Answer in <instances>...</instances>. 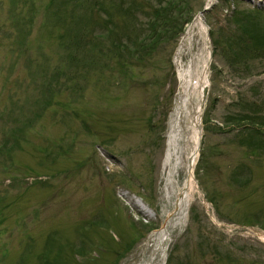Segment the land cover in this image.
I'll return each instance as SVG.
<instances>
[{
    "label": "rangeland",
    "instance_id": "1",
    "mask_svg": "<svg viewBox=\"0 0 264 264\" xmlns=\"http://www.w3.org/2000/svg\"><path fill=\"white\" fill-rule=\"evenodd\" d=\"M96 1L0 0V264L149 255L173 209L162 160L177 51L199 13L211 58L198 191L157 261L264 264V0ZM165 8L180 36L141 60L135 48ZM194 45L204 49L201 35Z\"/></svg>",
    "mask_w": 264,
    "mask_h": 264
},
{
    "label": "bare ground",
    "instance_id": "2",
    "mask_svg": "<svg viewBox=\"0 0 264 264\" xmlns=\"http://www.w3.org/2000/svg\"><path fill=\"white\" fill-rule=\"evenodd\" d=\"M203 18L199 13L189 23L176 55L178 65L182 63L179 72L181 82L176 99L178 105L174 117L170 118L167 146L162 160L164 191L173 209L166 215L162 227L150 236L147 246L149 255L139 264H163L164 261L159 263L157 259L161 257L164 260L171 232L183 223L194 193L198 191L194 168L203 135L201 126L205 105L204 92L210 82L211 58L210 34H207ZM198 35H201L205 46L200 52L194 45V39ZM184 54L188 56V60L180 62L183 61ZM190 86L192 90L188 92ZM181 172L185 174L183 181L179 180Z\"/></svg>",
    "mask_w": 264,
    "mask_h": 264
},
{
    "label": "trees",
    "instance_id": "3",
    "mask_svg": "<svg viewBox=\"0 0 264 264\" xmlns=\"http://www.w3.org/2000/svg\"><path fill=\"white\" fill-rule=\"evenodd\" d=\"M174 1L175 0H171L170 4H172V5L176 4V3H174ZM96 2H99L100 4L102 3L99 0H97ZM165 12H166V8L161 10L160 12L158 11V13H155V17L150 18L148 26H149V29L152 30V32L147 34L145 36L144 40H142V39L139 40V43H138V44H140L139 47L137 44V47L135 48V53L138 55V57L141 60H145L144 56L151 55V53L154 52L153 49L155 48L156 43L159 42L163 36H165L164 39H166L167 36H168L167 38L171 37V39H172V37L174 39H177L180 36V34H179L180 32L177 31V33H176L174 30V27L170 26V22H169L168 18L165 15H163V13H165ZM250 27H251V24H250ZM245 32L249 33L251 35V38L254 35V34H252L253 32L249 31V29L245 30ZM234 49H236V47ZM257 51L258 50L253 51V54H255L256 56L258 55ZM139 54H140V56H139ZM237 54H238V52H237ZM245 117H247V116H245ZM244 118L239 117L238 120L241 119V121H243V120H245ZM253 124H255V123H253ZM256 124H259V123L256 122Z\"/></svg>",
    "mask_w": 264,
    "mask_h": 264
},
{
    "label": "water",
    "instance_id": "4",
    "mask_svg": "<svg viewBox=\"0 0 264 264\" xmlns=\"http://www.w3.org/2000/svg\"><path fill=\"white\" fill-rule=\"evenodd\" d=\"M212 5H214V3L212 2V4L208 7V8H206L205 10H208L210 7H212ZM207 34L209 35V33L207 32Z\"/></svg>",
    "mask_w": 264,
    "mask_h": 264
}]
</instances>
